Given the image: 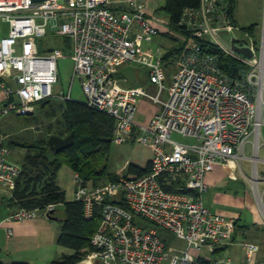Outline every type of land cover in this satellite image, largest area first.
Here are the masks:
<instances>
[{
    "label": "built area",
    "instance_id": "2783aa9c",
    "mask_svg": "<svg viewBox=\"0 0 264 264\" xmlns=\"http://www.w3.org/2000/svg\"><path fill=\"white\" fill-rule=\"evenodd\" d=\"M110 1L0 0V21L8 24V34H0V89L5 101L0 114L51 99L74 101L70 94L62 98L55 93L62 53L41 54L32 40L49 35L69 38L73 81L81 82L88 108L115 120L113 143L134 139L152 152L151 171L141 178L122 177L90 190L75 176L74 201L82 203L85 219L92 220L97 207L102 213L91 241L94 251L80 264H233L231 258L200 256L211 257L230 245L236 231L235 219L212 213L203 197L209 190L207 175L216 167H227L251 179L252 195L264 211V169L254 166L252 178L243 169L251 156L258 159L259 146L264 147V42L259 52L255 42L237 43L234 34L239 29L230 18L227 0H200L198 8L186 9L180 25L193 45L174 56L179 69L162 110L148 125H138V103L146 92L142 87L123 88L116 75L124 64L146 67L151 83L162 90L165 52L146 47L160 32L147 20L143 3L130 0L124 13L114 15ZM232 36L237 46L253 52L252 59L232 51ZM195 40L220 49L248 70L230 78ZM135 130L140 131L138 136ZM174 134L191 143L174 141ZM5 143L0 134V196L13 190L21 171L10 162ZM177 184L195 194L165 189ZM55 208L50 205L43 214ZM36 214L20 211L9 221L25 222ZM135 217L156 229L138 227ZM159 228L184 241V250L169 253ZM241 247V264H264L258 260L259 244L243 242Z\"/></svg>",
    "mask_w": 264,
    "mask_h": 264
},
{
    "label": "trees",
    "instance_id": "16d2710c",
    "mask_svg": "<svg viewBox=\"0 0 264 264\" xmlns=\"http://www.w3.org/2000/svg\"><path fill=\"white\" fill-rule=\"evenodd\" d=\"M237 1L227 0L230 18L234 25L237 24L233 20ZM199 5L200 0H166L163 11L170 17L172 28L189 36L186 28L180 25L181 19L186 9L198 8ZM240 29L244 36L253 37L256 27ZM249 41V38L245 39L244 43H249ZM194 42L201 46L204 53L215 56L221 71L230 78H236L241 72L248 70L245 64L207 42L196 40ZM254 44L258 47V42ZM184 51V48L175 47L169 53H165V59L174 58L175 55L182 54ZM243 74L245 75V73ZM41 104H45L42 108L48 106L51 108L49 135L66 138L74 133L75 145L59 153L52 152L47 142L35 146H22L26 153L20 165V174L10 192L9 202L17 212L28 211L37 214H43L50 205H54L56 207L53 211L54 217L58 218L61 225L58 244L72 250L74 254L72 256L64 255L53 261L52 264H80L86 255L94 251L91 241L100 226L102 213L97 207L93 219L86 220L82 203L67 202L66 192L58 185L57 181L64 166L70 167L79 176L82 186L90 190L99 187L101 183L107 184L118 180L117 177L114 178L108 174L115 120L105 113L88 108L83 101L51 99L36 105L41 106ZM5 144L10 151L13 149V141L9 139L8 142L7 137ZM150 171L151 162L145 169L132 166L130 173L133 176L125 177L137 179L149 174ZM165 189L168 192L195 194L180 184L175 187L167 186ZM59 207L64 210L61 217L57 215ZM0 264L3 263L0 262Z\"/></svg>",
    "mask_w": 264,
    "mask_h": 264
},
{
    "label": "crops",
    "instance_id": "0c3cea01",
    "mask_svg": "<svg viewBox=\"0 0 264 264\" xmlns=\"http://www.w3.org/2000/svg\"><path fill=\"white\" fill-rule=\"evenodd\" d=\"M129 1L130 0H111L109 3L111 13L114 15L124 13L129 7ZM138 1L145 5L149 23L160 32V35L155 38L152 43L146 45V47L152 48L153 50L161 48L165 53H169V51L175 49V47L184 48L185 51L189 50L193 45L192 40H190V37L182 31L171 27L169 16H160V18L154 16L152 18L149 17L150 11H154V13H159L160 10L163 11L166 0H164L162 7L156 8L155 10H150L148 8L150 4L149 0ZM239 4L240 0L237 1V7L233 14V20L238 25L239 23L238 20L235 19V13ZM166 27H169L171 32L172 30H177L179 35L175 36L172 35V33L167 32L164 30ZM180 36L184 37L185 41L181 42ZM164 38L174 42H176L177 39L181 44L174 47H170L167 44L164 46L161 44L163 43L162 40ZM178 69V64L174 58L164 60V81L162 90L151 83L150 72L146 67L127 64L119 69L116 78L120 80L123 88L129 89L142 87L146 92V96L142 97L138 103V111L136 114V122L138 125H148L151 119L162 110L164 103L169 99V89L172 85V78L174 74L177 73ZM125 72H128V76L125 75ZM4 104V95L0 89V112L4 107ZM34 106L37 105L35 104ZM13 116L18 115L11 113L6 116H1L0 114V134L6 136L8 142L10 138L20 133V130H18L16 126L17 119ZM139 133V130H135L136 136H138ZM12 153L13 149L11 150L10 161L20 166L23 162L26 151L21 153L22 158L20 162L12 161ZM149 162H151V158ZM244 164H248V162ZM65 170H68L66 172L68 174L67 179L62 176V180L64 181H60V177H58L57 182L66 192L67 202H74V195L77 190L75 176L77 174H75V172L68 166H66ZM227 174L230 175L231 178H229ZM239 177V173H236L233 169L220 166L216 167L215 170L206 177L209 190L203 197L205 207L212 213L221 214L227 218L235 219L236 231L230 245L220 249L216 254L211 255V257L202 253L200 255L202 256L201 258H209L210 260L231 258L222 257L225 251L230 250L232 253L234 252V255L231 258L234 262L233 264H241L243 255L238 254V248H241V245L238 244L236 236L237 228L242 221L243 215L248 212V210H251L252 213L254 212L255 222L259 219L262 223L260 217L262 213L258 206L249 201L250 195L247 193L249 185L245 182L244 178H242L244 182L242 186L245 187V189L238 186L237 183L241 181L239 180ZM70 183L75 186L71 194L67 192V190L70 189ZM10 192L11 191L0 196V262L3 264H52L53 261L64 255L72 256L74 254L72 250L63 248L58 244V238L61 233V225L58 221H51L42 213L36 214L33 219L25 222L9 221V219L17 213V210L13 208L12 204L9 202V198L11 197ZM256 208L259 210V213H257L258 210L256 211ZM248 228L249 227L246 226L244 229L246 230ZM9 231L12 232L11 235H9Z\"/></svg>",
    "mask_w": 264,
    "mask_h": 264
},
{
    "label": "rangeland",
    "instance_id": "374dc122",
    "mask_svg": "<svg viewBox=\"0 0 264 264\" xmlns=\"http://www.w3.org/2000/svg\"><path fill=\"white\" fill-rule=\"evenodd\" d=\"M58 1L59 3H65V0H58ZM149 2L150 4L148 8L150 10H155L156 8H160L164 4V0H152V1L149 0ZM153 16L160 18V16L165 17L168 15L161 10L159 11V13H154V11H150L149 17L152 18ZM235 19L238 20L239 23V25L238 24L235 25L239 29V32L234 34L235 38L239 39V42L237 41V43L239 44L243 43L245 39L249 38L251 42H258V47L256 46L255 49H257L259 52V50H261V48L263 47V42H264V0H240V4L238 5V9L235 13ZM250 26L256 27L253 37L251 36L247 37V35L244 36L243 34H241L240 28H247ZM164 30H166L169 33H172V35L175 36L179 35L177 30H172L171 32L169 27H166ZM7 32H8V24H5L2 21H0V34L5 36L8 34ZM232 37L234 38V36ZM226 38H227V43L230 44V38L229 37ZM32 40L39 46L41 54L48 52L50 50H54L56 52L60 51V53H62L58 61L60 81L55 86V93L61 96L62 98H65L70 94L72 95V99L76 102L85 101V96L82 90L81 82L79 80H76L75 82L73 81L74 63L70 58V52H72V41L69 38H63L56 35L55 36L49 35L43 39H32ZM158 40L161 41L160 39ZM180 40L181 42L185 41L184 37L182 36H180ZM162 42H163L161 43L162 45L165 46L167 44L170 47L179 46L181 44V42L178 41L177 39L176 42H174L172 40H168L164 38ZM125 75L128 76V72H125ZM62 101H65V99H63ZM44 105L45 104L43 105L41 104V106L31 105L28 106L27 108L19 109L18 112H13L16 115H18L13 117L17 119L16 126L17 129L20 130V133L10 138V140H12L14 144L12 161L14 162L21 161L22 158L21 153L25 151V149H23L22 146H35L42 144V142L48 143V140L51 137L49 135L50 134L49 121L51 119L52 113H51V108L49 106L42 108ZM172 138L174 141L178 143H182V142L188 144L191 143L189 139H183L181 136L177 134H174ZM150 158H152V152L150 151V148L142 145L136 140L126 142L122 145H116L112 143V147L109 153L108 174H110L111 177L114 178L117 177L118 179L125 176H133L130 173V168L132 166H135L138 168L145 169L149 163ZM260 158L264 160V147L261 150ZM65 169L66 166L59 173L60 181H64L62 180V176L65 177L66 179L68 177V174L66 173L68 170ZM244 170L246 175L252 178L253 175L251 176L252 174L251 165L244 164ZM233 171L239 173L240 175L239 180L241 181L237 183L238 186H240L242 189H245V187L242 186V184L244 183L242 178H244L245 182L248 183L249 186L247 193L250 195L249 201L252 204L257 205V201H255L252 195L253 193L250 185V182H252L251 179L244 177L245 175L243 176V173L239 170L237 171L233 170ZM228 177L231 178L230 175H228ZM104 184L105 183H101L100 185L102 186ZM262 184L264 185V183ZM74 187L75 186L72 183H70V189H68L67 192L71 194L73 192ZM257 210L258 209L256 208V211ZM63 213H64L63 208L59 207L57 210V215L61 217ZM253 213L251 210H248V212H246L243 215L242 221L239 223L237 228L236 240L240 245L243 242H255L259 244L261 250H260V254L258 255V260L263 261L264 260V211L262 212L261 215L259 214L262 219V223L260 222L259 219H257V222H255V216ZM257 213H259V210L257 211ZM134 224L144 230L156 229V227L153 224L148 223L145 220L138 217L134 218ZM246 226H248L249 228L245 230L244 228ZM157 230L159 232L160 237L165 240L167 244L166 249L169 253L182 252L184 250V247H186V243L184 241L177 239L170 232L160 228ZM241 248H238L239 255L241 254L243 255L242 253L243 250ZM233 255L234 252L232 253L230 250H227L224 252L222 257L232 258Z\"/></svg>",
    "mask_w": 264,
    "mask_h": 264
},
{
    "label": "water",
    "instance_id": "95a60500",
    "mask_svg": "<svg viewBox=\"0 0 264 264\" xmlns=\"http://www.w3.org/2000/svg\"><path fill=\"white\" fill-rule=\"evenodd\" d=\"M32 1L37 4V3L44 2L46 0H32ZM231 49L234 53L240 54L246 57L247 59H252L254 56L253 52L249 48H241L237 46L235 38L231 40ZM74 136H75L74 133H72L70 136L66 138H61L58 136H51L48 140V147L50 148L52 152H58V153L63 152L75 145ZM53 213L54 212H50L49 214H47V217L51 221H58V218L54 217Z\"/></svg>",
    "mask_w": 264,
    "mask_h": 264
},
{
    "label": "bare ground",
    "instance_id": "6f19581e",
    "mask_svg": "<svg viewBox=\"0 0 264 264\" xmlns=\"http://www.w3.org/2000/svg\"><path fill=\"white\" fill-rule=\"evenodd\" d=\"M262 148V146L260 145L259 146V148H258V151H257V156H258V159H253V157L251 156L250 158H249V160H248V164H250L251 165V168H252V170H253V168H254V166H257L258 168H260V169H262V168H264V160H262L261 158H260V153H261V149Z\"/></svg>",
    "mask_w": 264,
    "mask_h": 264
}]
</instances>
